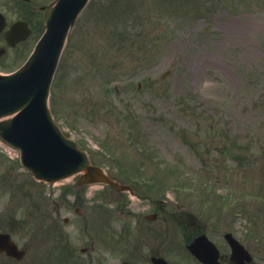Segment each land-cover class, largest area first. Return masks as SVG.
Instances as JSON below:
<instances>
[{
  "label": "rangeland",
  "instance_id": "obj_1",
  "mask_svg": "<svg viewBox=\"0 0 264 264\" xmlns=\"http://www.w3.org/2000/svg\"><path fill=\"white\" fill-rule=\"evenodd\" d=\"M49 107L93 162L113 174L115 158L133 162L167 186L158 199L154 190H137L140 197L78 185L80 174L38 182L0 136V231L26 248L25 261L59 262L55 244L47 249L59 234L76 246L114 241L110 264L131 257L117 240L138 247L141 260L166 256L167 244L184 242L183 229L190 237L196 226L221 247L219 231L231 229L264 261V197L252 195L264 194V0H91L70 30ZM180 177L195 195L174 189ZM219 195L224 206H210ZM239 195L259 207L242 197L229 202ZM76 206L90 214L107 207L113 241L102 217L93 219L100 229L87 222L83 235ZM153 211L156 219L147 220ZM104 246L90 254L99 257Z\"/></svg>",
  "mask_w": 264,
  "mask_h": 264
},
{
  "label": "water",
  "instance_id": "obj_2",
  "mask_svg": "<svg viewBox=\"0 0 264 264\" xmlns=\"http://www.w3.org/2000/svg\"><path fill=\"white\" fill-rule=\"evenodd\" d=\"M86 0H58L48 13V27L29 65L8 76L0 75V116L19 110L0 123V134L21 148L23 163L34 175L55 179L83 170L84 179L111 180L91 166L85 154L67 140L46 107L48 84L64 34ZM19 255L8 234H0V250ZM192 250L194 248L191 247Z\"/></svg>",
  "mask_w": 264,
  "mask_h": 264
},
{
  "label": "flooded vegetation",
  "instance_id": "obj_3",
  "mask_svg": "<svg viewBox=\"0 0 264 264\" xmlns=\"http://www.w3.org/2000/svg\"><path fill=\"white\" fill-rule=\"evenodd\" d=\"M31 1L36 0H0V12L4 15L6 26L0 31V70L9 68V64H13L21 58L22 43L21 40L13 45L8 44L4 37V30L9 28L13 21L18 19L26 20L27 25L33 29L34 25L39 22L41 16L31 5ZM18 3H28L25 10H22ZM0 264H4L0 261Z\"/></svg>",
  "mask_w": 264,
  "mask_h": 264
},
{
  "label": "bare ground",
  "instance_id": "obj_4",
  "mask_svg": "<svg viewBox=\"0 0 264 264\" xmlns=\"http://www.w3.org/2000/svg\"><path fill=\"white\" fill-rule=\"evenodd\" d=\"M16 111H17V110H15V111H13V112H10V113H7V115H5V116H3V117H0V120L5 119V118H8V117L14 115Z\"/></svg>",
  "mask_w": 264,
  "mask_h": 264
}]
</instances>
